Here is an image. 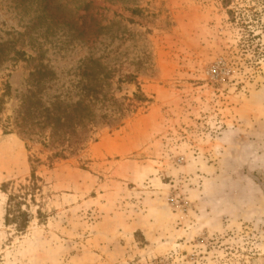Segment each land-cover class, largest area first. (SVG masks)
I'll list each match as a JSON object with an SVG mask.
<instances>
[{"label":"rangeland","instance_id":"374dc122","mask_svg":"<svg viewBox=\"0 0 264 264\" xmlns=\"http://www.w3.org/2000/svg\"><path fill=\"white\" fill-rule=\"evenodd\" d=\"M45 2L0 0L7 117L30 71L59 86L89 57L119 100L133 74L147 102L39 167L44 216L32 206L20 235L3 184L29 176V152L0 126V264H264V0H50L52 16Z\"/></svg>","mask_w":264,"mask_h":264},{"label":"trees","instance_id":"16d2710c","mask_svg":"<svg viewBox=\"0 0 264 264\" xmlns=\"http://www.w3.org/2000/svg\"><path fill=\"white\" fill-rule=\"evenodd\" d=\"M45 1L42 9L52 16L50 0ZM80 18V23L76 21L74 25L81 33L94 29L88 4ZM3 45L6 42L0 43V54L4 52ZM16 54L20 55L19 52ZM97 67L100 63L96 59L85 58L80 61V71H75L59 86H56L58 78L54 71H30L26 89L19 97L12 117L5 115L11 86L7 81L1 82L0 126L4 132H17L29 152V176L24 182L3 184L7 195L4 224L11 226L17 235L26 231L34 214L40 220L44 216L40 210L44 182L37 174L39 167L52 168L68 156L83 151L99 126L119 127L147 102L137 76L128 74L116 80L117 90L122 84L135 87L130 97L125 95L119 100L113 92L112 72L106 67L107 71H94ZM33 146L40 149L30 152ZM32 206L37 207L34 214Z\"/></svg>","mask_w":264,"mask_h":264}]
</instances>
